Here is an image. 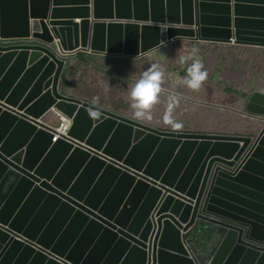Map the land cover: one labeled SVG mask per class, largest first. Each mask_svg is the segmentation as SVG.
I'll return each mask as SVG.
<instances>
[{"label":"water","instance_id":"1","mask_svg":"<svg viewBox=\"0 0 264 264\" xmlns=\"http://www.w3.org/2000/svg\"><path fill=\"white\" fill-rule=\"evenodd\" d=\"M176 42L235 44L241 131L150 125L71 87L78 64ZM263 69L264 0H0V264H264ZM54 112L72 119L56 142Z\"/></svg>","mask_w":264,"mask_h":264},{"label":"crops","instance_id":"2","mask_svg":"<svg viewBox=\"0 0 264 264\" xmlns=\"http://www.w3.org/2000/svg\"><path fill=\"white\" fill-rule=\"evenodd\" d=\"M198 46L200 56L199 58L202 59L203 67L208 70L207 77L205 79L206 83H202L200 88L196 90L188 89L187 87L179 84L178 78L184 76V74L180 73L179 71L177 79H168V83H164L161 85V87H163L161 88L160 99L158 100L157 104H153L150 109V111L155 112L157 110L156 108H158L159 114H157V116L152 115L151 120L141 119L140 121L154 126L171 128L170 125H166L162 122L161 117L163 115L164 107L167 104L168 93L170 91H176L179 93L178 103H176L172 107L171 111L173 117L176 120L182 122V127L175 130L239 132L241 131V129L237 124V120H240V118H242V114L234 111L232 109V105H228V101H231L232 96H235L232 95V93L240 92L241 90L237 89L238 91H236L235 88H238L239 84H243L244 81L247 80L249 76H251L250 71L246 69V66L248 65L245 61L244 63L238 57L235 44L208 43L207 45L199 44ZM202 47H205V49H203ZM188 48L189 46H187V44L183 43L180 45L176 42L173 45L165 46L159 50H156L154 53L140 57L139 59H124L119 57H112V60L114 62L124 66L119 68L118 71L122 70L125 71L126 74H128V92H120L119 90L118 92H116L118 96L124 95L125 98L128 96L127 102L118 101L112 104H102L99 103L95 97L84 95V93L78 92L75 95L81 98H86L92 102L111 108L116 112L124 113L132 117L129 91L133 81L139 77L136 76L137 74H135V77H132L131 79V74H134L136 67L135 62H137L138 60H149L150 62H154L155 60L168 61L171 56H166V49H168V52L169 49L173 50V54L178 57L180 54L185 53V51H187L186 49ZM206 48L209 50V52L205 54ZM203 50L204 53L202 54ZM103 71H105V73H108V71L104 69ZM74 73H76V71ZM219 73L221 74L220 76L227 82H220V80H218ZM114 75H118V72L114 73ZM263 77L264 76H262L259 82L263 80ZM120 79L122 80V78ZM216 79L219 82L215 81ZM230 84L232 86L227 87ZM71 87L74 91L77 88L76 85H71ZM114 97L117 98L116 96ZM237 100L238 99L232 100L231 104H233ZM239 100L240 106H238L242 107L243 100L242 98ZM57 118L58 115L54 112L50 116L45 118V123L52 125L54 120H58ZM235 118L239 119H236V121H232Z\"/></svg>","mask_w":264,"mask_h":264},{"label":"rangeland","instance_id":"3","mask_svg":"<svg viewBox=\"0 0 264 264\" xmlns=\"http://www.w3.org/2000/svg\"><path fill=\"white\" fill-rule=\"evenodd\" d=\"M207 45V44H204ZM184 47V46H181ZM199 46L192 48L189 47L188 49H186L187 51H185V53H183V55H185L186 57L188 56V54L190 52H192L193 50H195L194 55L196 57H200L199 56ZM203 49H205V47H202ZM166 56L170 55L171 58L168 59V61H160V60H155L154 62H150L149 60H138L137 62H135V71L134 74H131V79L132 77H135V74H137L136 76H139L143 71H145L152 63H156L158 65H160L163 69V77L161 80V85L164 83H168L169 80L171 79H177L178 78V73L180 71V73L182 74H186L185 69L188 63H190V59L185 61V64H179L177 56L173 54V50L166 49ZM176 52V51H175ZM209 50L206 48V53H208ZM204 53V50L202 51V54ZM204 56V55H203ZM238 57L241 59V61L244 62V60L242 59L241 56L238 55ZM201 61L202 59L199 58ZM245 63V62H244ZM95 66H89L86 64H78L77 67H81V76L77 77L75 74L78 72L77 70L76 73H74V77L72 76V80H75L77 89L80 91V93H84V95L90 96V97H95L99 103L102 104H112L114 102H118V101H128V96L125 98L124 95L118 96V94L116 92H118V90L120 92L125 91L128 92L129 90V83H128V74L125 73V71L119 70V68L124 67L121 64H118L116 62H114L113 60L110 61H105L104 58H100L99 63L95 62ZM106 70L108 71V73H105ZM246 69L250 71L251 76L248 77L247 80L244 81L243 84H239L238 88H235L236 91H238L237 89H242L243 87H246L247 85H249L250 83L253 82L254 80V75L253 72L251 70V67L246 66ZM118 75H114V73H117ZM112 73V74H111ZM221 74H218V77L220 80V82H227L226 80H224L221 76ZM116 76V77H115ZM122 78V80L120 79ZM169 79V80H168ZM217 79L215 81L219 82ZM177 81V80H176ZM203 84H205V80L202 82ZM232 86L231 84L227 87ZM163 87V86H162ZM161 87V88H162ZM232 100L238 99V94L236 93H232ZM114 96H116L117 98H115ZM228 101V105L231 106L232 102ZM157 104V102H156ZM235 104V103H234ZM240 106V105H239ZM233 107L232 105V109L234 111H236L237 113L242 114V118L240 119H247L244 116V113L242 111L243 109V105L242 107ZM166 105L164 107V111H165ZM157 110L155 112H152L153 116H157V114H159L158 112V108H156ZM163 111V113H164ZM58 119V118H57ZM236 119L239 118H235L232 121H236ZM58 124V120H54L53 121V128Z\"/></svg>","mask_w":264,"mask_h":264},{"label":"clouds","instance_id":"4","mask_svg":"<svg viewBox=\"0 0 264 264\" xmlns=\"http://www.w3.org/2000/svg\"><path fill=\"white\" fill-rule=\"evenodd\" d=\"M195 50L190 52L186 57L180 54L177 59L180 64H185V61L190 59L187 64L186 74L178 78L179 84L191 90L200 88L202 82L207 77L208 70L203 67L202 61L194 55ZM163 69L160 65L152 63L145 71H143L138 78H136L130 88V108L132 109L131 116L135 119L151 120L152 113L150 111L153 104L158 102L161 93V80L163 77ZM179 93L170 91L167 96V104L165 111L161 117L162 122L170 125L172 129H179L182 127V122L176 120L172 115V107L178 103ZM91 115L95 116L93 111Z\"/></svg>","mask_w":264,"mask_h":264},{"label":"built area","instance_id":"5","mask_svg":"<svg viewBox=\"0 0 264 264\" xmlns=\"http://www.w3.org/2000/svg\"><path fill=\"white\" fill-rule=\"evenodd\" d=\"M66 123H68V126H65ZM71 125H72L71 118L61 113H58V124L54 127V131H53L54 134L53 142H56L59 138L67 136Z\"/></svg>","mask_w":264,"mask_h":264},{"label":"bare ground","instance_id":"6","mask_svg":"<svg viewBox=\"0 0 264 264\" xmlns=\"http://www.w3.org/2000/svg\"><path fill=\"white\" fill-rule=\"evenodd\" d=\"M65 126H68V123H66Z\"/></svg>","mask_w":264,"mask_h":264}]
</instances>
